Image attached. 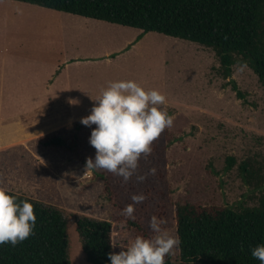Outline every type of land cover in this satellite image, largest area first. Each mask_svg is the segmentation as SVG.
<instances>
[{
    "label": "rangeland",
    "instance_id": "374dc122",
    "mask_svg": "<svg viewBox=\"0 0 264 264\" xmlns=\"http://www.w3.org/2000/svg\"><path fill=\"white\" fill-rule=\"evenodd\" d=\"M140 33L0 0V188L63 211L72 264H92L76 218L110 220L118 253L138 235L122 214L128 205L148 237L154 235L153 215L163 217L162 227L177 236L178 203L239 209L257 205L264 195V84L255 71L238 61L227 76L212 48L154 31L139 39ZM129 79L160 90L166 103L158 107L174 121L127 182L107 170L86 168L68 149L38 145L40 137L54 132L72 142L76 124L91 113L96 97L110 82ZM94 127L82 124L78 148L92 159ZM8 128L14 140L6 138ZM245 162L254 172L251 183L241 170ZM134 194L146 199L135 204ZM172 255L179 258L178 247Z\"/></svg>",
    "mask_w": 264,
    "mask_h": 264
},
{
    "label": "trees",
    "instance_id": "16d2710c",
    "mask_svg": "<svg viewBox=\"0 0 264 264\" xmlns=\"http://www.w3.org/2000/svg\"><path fill=\"white\" fill-rule=\"evenodd\" d=\"M39 5L101 22L140 29L138 38L158 32L197 42L212 48L227 76L238 62L249 65L264 84V0H15ZM82 124H76L72 142L60 132L46 134L38 145L68 149L72 159L86 165L89 159L78 153ZM229 166L234 163L230 157ZM247 162L241 170L252 182ZM95 170V169H94ZM106 191L112 193L104 176ZM19 200L33 204L36 225L32 235L12 246L0 245V264H72L68 219L61 209L7 190ZM125 218V217H124ZM129 219L137 236L147 230ZM176 231L180 239L179 258L165 257V264H261L251 249L264 243V195L255 206L234 209L222 205L178 203ZM83 249L92 264H110L114 252L113 223L108 219L76 218Z\"/></svg>",
    "mask_w": 264,
    "mask_h": 264
},
{
    "label": "clouds",
    "instance_id": "9594fccd",
    "mask_svg": "<svg viewBox=\"0 0 264 264\" xmlns=\"http://www.w3.org/2000/svg\"><path fill=\"white\" fill-rule=\"evenodd\" d=\"M91 113L81 118V123L92 128L89 142L96 149L95 158H89L86 168L104 169L127 182L138 167L142 155L152 152L151 145L166 128L173 126L174 117L165 105L166 97L158 89H145L134 80L112 81L94 100ZM153 174L155 169L150 170ZM145 179L144 176L138 177ZM146 199L144 194H134L135 204ZM135 208L128 205L122 214L134 219ZM163 217L153 215L149 227L151 237L137 236L126 250L109 252L110 264H165L180 244L162 225ZM36 215L33 204L19 200L6 189L0 188V245L12 246L26 240L33 233ZM116 245L113 244V247ZM251 256L264 264V243L251 250Z\"/></svg>",
    "mask_w": 264,
    "mask_h": 264
},
{
    "label": "crops",
    "instance_id": "0c3cea01",
    "mask_svg": "<svg viewBox=\"0 0 264 264\" xmlns=\"http://www.w3.org/2000/svg\"><path fill=\"white\" fill-rule=\"evenodd\" d=\"M51 78H52V77H51ZM51 80H52V79H51ZM51 80H50V81H51ZM50 81H49V82H50ZM12 89H13V88H12ZM47 93H48V92L45 93V96H44V97H46ZM34 97H35V98H40V96H34ZM27 98H30V97H27ZM32 98H33V97H32ZM25 99H26V98H25ZM6 130H7V131H6V132H7L6 138H9V139L11 138V140H14V136H15V134L13 133V131H12L10 128H8V129H6ZM2 137H3V135H2ZM2 139H3V138H2Z\"/></svg>",
    "mask_w": 264,
    "mask_h": 264
}]
</instances>
